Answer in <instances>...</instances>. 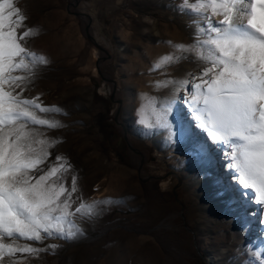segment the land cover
Listing matches in <instances>:
<instances>
[{
    "label": "rangeland",
    "instance_id": "374dc122",
    "mask_svg": "<svg viewBox=\"0 0 264 264\" xmlns=\"http://www.w3.org/2000/svg\"><path fill=\"white\" fill-rule=\"evenodd\" d=\"M253 231L264 0H0V264H264Z\"/></svg>",
    "mask_w": 264,
    "mask_h": 264
},
{
    "label": "bare ground",
    "instance_id": "6f19581e",
    "mask_svg": "<svg viewBox=\"0 0 264 264\" xmlns=\"http://www.w3.org/2000/svg\"><path fill=\"white\" fill-rule=\"evenodd\" d=\"M198 20H201V18ZM210 137L213 140L214 136H212L210 134ZM242 226H244V225H240V226L235 227V233L236 234L240 235V234L244 233ZM262 233H263V231H262ZM262 235L263 234L259 235L258 232L253 231L252 233L249 234V238H248V245L250 246V249L253 252L252 254H254L255 256H259V257H261V255L263 254V249H264V243L260 237Z\"/></svg>",
    "mask_w": 264,
    "mask_h": 264
},
{
    "label": "water",
    "instance_id": "95a60500",
    "mask_svg": "<svg viewBox=\"0 0 264 264\" xmlns=\"http://www.w3.org/2000/svg\"><path fill=\"white\" fill-rule=\"evenodd\" d=\"M115 120L117 121V119L115 118Z\"/></svg>",
    "mask_w": 264,
    "mask_h": 264
}]
</instances>
